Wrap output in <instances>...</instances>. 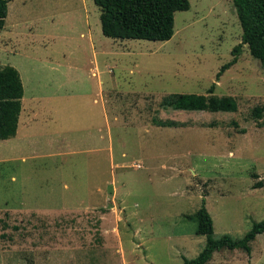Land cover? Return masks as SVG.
Masks as SVG:
<instances>
[{"label":"rangeland","instance_id":"rangeland-1","mask_svg":"<svg viewBox=\"0 0 264 264\" xmlns=\"http://www.w3.org/2000/svg\"><path fill=\"white\" fill-rule=\"evenodd\" d=\"M98 15L92 0L7 3L0 67L17 70L23 93L15 135L0 139V202H90L96 209L74 230L89 243L82 264L195 257L205 237L187 216L202 199L214 238L241 237L264 219V111L251 116L264 104V69L243 44L216 78L240 41L232 0H188L164 41L104 36ZM212 83L236 111L159 105L168 93L206 94ZM11 212L0 226L31 228V218ZM249 245V253L214 251L206 264H264V233Z\"/></svg>","mask_w":264,"mask_h":264},{"label":"trees","instance_id":"trees-1","mask_svg":"<svg viewBox=\"0 0 264 264\" xmlns=\"http://www.w3.org/2000/svg\"><path fill=\"white\" fill-rule=\"evenodd\" d=\"M0 0V30L4 23L7 3ZM99 10L100 30L104 36L118 39H143L164 41L173 33V14L186 10L188 0H92ZM239 21L240 41L231 49V59L222 64L216 78L228 66L237 61L241 45L245 44L249 54L264 69V0H232ZM214 83L206 94L168 93L159 105L163 109L188 111H236L237 103L233 96L213 93ZM23 88L17 70L9 65L0 67V139L13 137L17 128L18 115L21 110ZM263 105L251 109L253 119L260 118ZM152 122L160 127L182 125L175 120L153 118ZM233 125L236 124L231 120ZM244 132V130H241ZM188 219L195 220L194 234L204 235L205 243L193 258L182 257L181 264H206L212 253L221 249H241L249 253V243L259 233H264V219L253 222L251 227L239 238L222 234L212 236V220L202 199L200 206Z\"/></svg>","mask_w":264,"mask_h":264},{"label":"crops","instance_id":"crops-1","mask_svg":"<svg viewBox=\"0 0 264 264\" xmlns=\"http://www.w3.org/2000/svg\"><path fill=\"white\" fill-rule=\"evenodd\" d=\"M90 209H96L90 202L80 203L72 208L0 202V222L3 213L10 215L14 210L21 211L20 217L26 214L32 221H24L31 228L17 226L18 232L13 236L8 231L16 228L5 222L1 223L0 264H82L86 253L84 248H88L89 243L85 242L87 238L83 232L74 230L83 224L79 222L84 216L88 217ZM97 215L99 219L103 218L101 214Z\"/></svg>","mask_w":264,"mask_h":264}]
</instances>
